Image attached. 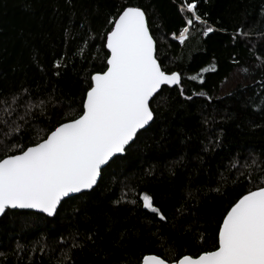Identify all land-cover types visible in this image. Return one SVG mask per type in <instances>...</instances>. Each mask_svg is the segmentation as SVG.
<instances>
[{
  "label": "trees",
  "instance_id": "16d2710c",
  "mask_svg": "<svg viewBox=\"0 0 264 264\" xmlns=\"http://www.w3.org/2000/svg\"><path fill=\"white\" fill-rule=\"evenodd\" d=\"M187 2L0 0V116L4 100L24 116L14 96L22 103L54 100L44 115L37 110L35 117L26 116L27 123L12 117L22 125L12 143L29 145L66 114L79 112L86 78L103 67L100 37L121 4L146 11L162 66L181 72L185 88L181 96L178 88L164 86L151 103V125L105 167L94 190L65 199L54 217L8 210L0 218V253L7 257L0 256V264H57L69 249L70 264H141L150 254L169 260L197 255L212 249L227 207L264 178L258 167H245L256 161L264 168V53L258 51L264 45V0H197L198 13L215 31L205 37L204 25L197 23L181 45L173 34L185 26L188 13L181 7ZM241 28L252 35L234 39ZM58 60L64 66L56 69ZM212 64L216 71L202 74L204 84L188 79ZM4 131L10 129L0 125V140ZM249 172L252 183L241 175ZM143 191L166 221L128 202ZM39 241L43 255L32 251ZM74 242L81 246L73 248Z\"/></svg>",
  "mask_w": 264,
  "mask_h": 264
},
{
  "label": "snow or ice",
  "instance_id": "6c2138e0",
  "mask_svg": "<svg viewBox=\"0 0 264 264\" xmlns=\"http://www.w3.org/2000/svg\"><path fill=\"white\" fill-rule=\"evenodd\" d=\"M197 9V0L181 7L182 12L188 13V18L179 35L173 34L181 45L197 23L204 25L202 34L205 37L215 31ZM107 24L109 27L100 37L101 49H106L103 67L86 78L87 87L80 109L73 117L66 114L62 122L53 125L45 135H38L29 145L12 143L22 128L12 117L16 115L25 120L26 116L35 117L37 110L44 115L54 106V100L49 96L35 103L31 100L22 103L14 96L13 101L24 108V116H19L8 100L3 101L6 107L4 115L0 116V125L10 131H4V139L0 140V215L7 209L18 208L55 216L65 198L94 190L103 178L105 166L117 154H124L138 133L154 120L151 103L162 93L164 86H175L179 94L185 96L182 73L166 70L157 56V41L142 7L121 4ZM65 35L71 34L66 32ZM241 35L247 38L252 33L241 28L234 39ZM258 51L264 53V45L259 46ZM261 65L264 66V59ZM62 66L59 60L54 64L56 69ZM215 71L216 65L212 64L188 79L204 84L202 74ZM56 75H59L58 71ZM185 98L192 99L191 96ZM252 166L264 173V168H260L256 161L252 165L245 164V167ZM233 167L237 166L234 164ZM241 175L252 183L251 172ZM123 200L122 196L115 203L120 204ZM128 202L140 204L160 221L168 219L147 191L140 192L138 199ZM212 239V249L197 255L184 254L170 260L159 255H144L141 264H264V178L254 190L240 194L227 207L217 221ZM203 241L201 236L200 242ZM61 242H64L63 238ZM37 244L39 247L34 246L32 251L43 255L45 246L42 241ZM80 246L75 242L72 244L73 248ZM17 248L20 249L21 245L17 244ZM69 251L62 252L57 264L66 261L70 264ZM0 256L7 259L4 253Z\"/></svg>",
  "mask_w": 264,
  "mask_h": 264
},
{
  "label": "water",
  "instance_id": "95a60500",
  "mask_svg": "<svg viewBox=\"0 0 264 264\" xmlns=\"http://www.w3.org/2000/svg\"><path fill=\"white\" fill-rule=\"evenodd\" d=\"M168 87H175V86H168ZM154 118H155V114H154ZM152 122H153V121H152ZM152 122H150V124H149L148 126H146L145 129H147V128L151 125ZM143 130H144V129H142L141 131H143ZM141 131H140V132H141ZM140 132H139V133H140ZM139 133H138V134H139ZM137 136H138V135H137ZM135 140H136V139H135ZM125 154H126V152H125L124 154H117L115 157L122 156V155H125ZM115 157H114V158H115ZM114 158H113V159H114ZM110 162H111V161H110ZM110 162H109V163H110ZM105 167H106V166H105ZM95 187H96V186H95ZM89 191H92V190H86L85 192H89ZM85 192H82V193H85ZM82 193L73 194L71 197L76 196V195H79V194H82ZM69 198H70V197H69ZM65 199H67V198H65ZM8 210H21V211H30V212H37V213H40V212H38V211H36V210H33V209H18V208H17V209H7L6 212H7ZM6 212H5V213H6ZM41 214H43V213H41ZM3 215H4V214H3ZM3 215H0V218H1ZM44 215H46V214H44ZM46 216H47V215H46ZM53 217H54V216H53ZM150 255H154V254H150Z\"/></svg>",
  "mask_w": 264,
  "mask_h": 264
},
{
  "label": "built area",
  "instance_id": "2783aa9c",
  "mask_svg": "<svg viewBox=\"0 0 264 264\" xmlns=\"http://www.w3.org/2000/svg\"><path fill=\"white\" fill-rule=\"evenodd\" d=\"M179 35V34H178ZM178 35H176V36H178Z\"/></svg>",
  "mask_w": 264,
  "mask_h": 264
}]
</instances>
